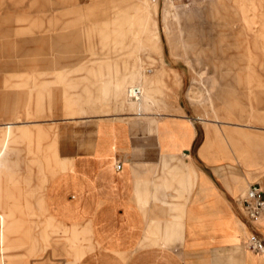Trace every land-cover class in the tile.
<instances>
[{
  "label": "rangeland",
  "instance_id": "obj_1",
  "mask_svg": "<svg viewBox=\"0 0 264 264\" xmlns=\"http://www.w3.org/2000/svg\"><path fill=\"white\" fill-rule=\"evenodd\" d=\"M174 115L219 160L264 161V0H0V264L89 250L38 199L71 169L72 128Z\"/></svg>",
  "mask_w": 264,
  "mask_h": 264
},
{
  "label": "crops",
  "instance_id": "obj_2",
  "mask_svg": "<svg viewBox=\"0 0 264 264\" xmlns=\"http://www.w3.org/2000/svg\"><path fill=\"white\" fill-rule=\"evenodd\" d=\"M86 122L72 128L71 169L38 196L47 216L88 231L89 250L76 264H264V215L248 222L237 203L250 184L264 198V161L246 170L219 160L203 149L202 127L184 115L150 132L121 116ZM250 236L261 252L246 249ZM56 244L60 257L20 264L72 262Z\"/></svg>",
  "mask_w": 264,
  "mask_h": 264
},
{
  "label": "built area",
  "instance_id": "obj_3",
  "mask_svg": "<svg viewBox=\"0 0 264 264\" xmlns=\"http://www.w3.org/2000/svg\"><path fill=\"white\" fill-rule=\"evenodd\" d=\"M137 92V90L134 91V93ZM119 167V165H116L115 169H119ZM237 203L244 218L248 222H255L264 215L263 191L257 184L248 185L243 194L238 197ZM245 247L255 252H261L263 250L261 240L255 236H250L246 239Z\"/></svg>",
  "mask_w": 264,
  "mask_h": 264
},
{
  "label": "bare ground",
  "instance_id": "obj_4",
  "mask_svg": "<svg viewBox=\"0 0 264 264\" xmlns=\"http://www.w3.org/2000/svg\"><path fill=\"white\" fill-rule=\"evenodd\" d=\"M217 26H218V25H217ZM217 26H216V27H217ZM219 27H220V26H219ZM219 27H218V28H219ZM217 30H218V29H217ZM217 33H218V32H217ZM213 40H214V39H213ZM203 53H204V52H203Z\"/></svg>",
  "mask_w": 264,
  "mask_h": 264
}]
</instances>
